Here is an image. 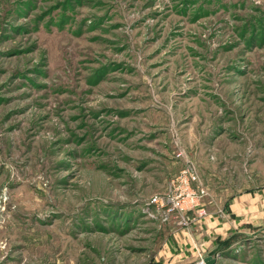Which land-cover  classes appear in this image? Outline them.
<instances>
[{"label": "rangeland", "instance_id": "obj_1", "mask_svg": "<svg viewBox=\"0 0 264 264\" xmlns=\"http://www.w3.org/2000/svg\"><path fill=\"white\" fill-rule=\"evenodd\" d=\"M205 254L264 264V0H0V264Z\"/></svg>", "mask_w": 264, "mask_h": 264}, {"label": "built area", "instance_id": "obj_2", "mask_svg": "<svg viewBox=\"0 0 264 264\" xmlns=\"http://www.w3.org/2000/svg\"><path fill=\"white\" fill-rule=\"evenodd\" d=\"M186 173H189V170H185L181 172V178H182L181 183L183 184L182 190L172 198H164L166 199L167 204L170 203L172 204V206H170L171 209H175L178 213H181L185 209H191L195 207V206H184V204H193L196 200V195L194 194V192H190L188 190L189 178L186 175ZM159 201L160 199L155 197L151 199L150 204L157 205Z\"/></svg>", "mask_w": 264, "mask_h": 264}, {"label": "crops", "instance_id": "obj_3", "mask_svg": "<svg viewBox=\"0 0 264 264\" xmlns=\"http://www.w3.org/2000/svg\"><path fill=\"white\" fill-rule=\"evenodd\" d=\"M261 208H263V206H260V209H261ZM242 209H243L242 206H234V207L232 208V210H233L232 213H234V214H239L238 211H240V213H241V210H242ZM205 256H207V254H205L204 257H205Z\"/></svg>", "mask_w": 264, "mask_h": 264}, {"label": "water", "instance_id": "obj_4", "mask_svg": "<svg viewBox=\"0 0 264 264\" xmlns=\"http://www.w3.org/2000/svg\"><path fill=\"white\" fill-rule=\"evenodd\" d=\"M204 262H206V264H212L213 260L210 257H205Z\"/></svg>", "mask_w": 264, "mask_h": 264}, {"label": "trees", "instance_id": "obj_5", "mask_svg": "<svg viewBox=\"0 0 264 264\" xmlns=\"http://www.w3.org/2000/svg\"><path fill=\"white\" fill-rule=\"evenodd\" d=\"M232 242H233L232 240L227 239V240H225L223 243H224L225 245L228 246V245H230Z\"/></svg>", "mask_w": 264, "mask_h": 264}]
</instances>
